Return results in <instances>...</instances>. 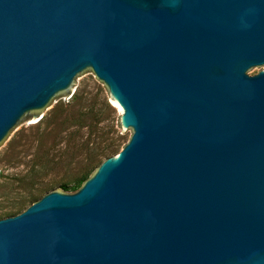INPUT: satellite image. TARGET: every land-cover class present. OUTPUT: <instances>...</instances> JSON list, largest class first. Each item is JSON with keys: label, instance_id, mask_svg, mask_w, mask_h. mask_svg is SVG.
Segmentation results:
<instances>
[{"label": "water", "instance_id": "obj_1", "mask_svg": "<svg viewBox=\"0 0 264 264\" xmlns=\"http://www.w3.org/2000/svg\"><path fill=\"white\" fill-rule=\"evenodd\" d=\"M85 74L131 134L0 264H264V0H0V151Z\"/></svg>", "mask_w": 264, "mask_h": 264}, {"label": "rangeland", "instance_id": "obj_2", "mask_svg": "<svg viewBox=\"0 0 264 264\" xmlns=\"http://www.w3.org/2000/svg\"><path fill=\"white\" fill-rule=\"evenodd\" d=\"M90 98L97 105L110 106L100 124L120 136L122 145L127 141L131 131L120 128L118 107L93 74H85L76 89L47 114L28 118L0 151V219L21 212L49 191L63 192L59 185L80 174L85 128L77 130L73 118Z\"/></svg>", "mask_w": 264, "mask_h": 264}, {"label": "trees", "instance_id": "obj_3", "mask_svg": "<svg viewBox=\"0 0 264 264\" xmlns=\"http://www.w3.org/2000/svg\"><path fill=\"white\" fill-rule=\"evenodd\" d=\"M76 101H81V96H73ZM83 108L79 110L75 119L77 130L85 128V138L80 146L85 150L80 174L65 184L59 185L63 192L75 191L89 176L90 172L106 157L115 154L123 142L121 137L108 125H101L105 120L106 111H111L106 102L95 104L93 98L88 99Z\"/></svg>", "mask_w": 264, "mask_h": 264}, {"label": "bare ground", "instance_id": "obj_4", "mask_svg": "<svg viewBox=\"0 0 264 264\" xmlns=\"http://www.w3.org/2000/svg\"><path fill=\"white\" fill-rule=\"evenodd\" d=\"M111 102L114 104V105H116L112 100H111ZM117 106V105H116ZM118 107V106H117ZM119 109V108H118Z\"/></svg>", "mask_w": 264, "mask_h": 264}]
</instances>
